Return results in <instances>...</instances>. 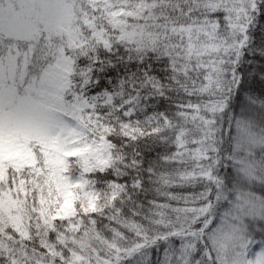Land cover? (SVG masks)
<instances>
[{"label": "trees", "instance_id": "16d2710c", "mask_svg": "<svg viewBox=\"0 0 264 264\" xmlns=\"http://www.w3.org/2000/svg\"><path fill=\"white\" fill-rule=\"evenodd\" d=\"M66 1L72 17L68 42L61 36L60 48L52 47L46 57H38V50L31 47L35 43L0 30V62L19 52L21 56L13 58L19 60L17 65L27 66L24 76L31 80L58 65L62 79L53 96L58 105L55 113L68 121L65 125L75 126L79 139L95 154L91 158L64 157L62 176L69 184L81 186L82 190H76L89 201L77 196L67 203L59 199L52 203L44 195L41 205L34 183L40 184L42 179L29 181L23 170L8 168L0 186L26 189L33 210L29 212L31 222H26L27 234L21 239V256L15 254L10 261L11 253L1 250L0 264H68L49 254L42 243L62 239L74 246V236L108 240L114 234H123L130 242L137 228H147L158 214L173 217L178 226L174 212L181 210L180 197L200 208L201 185L169 182L188 168L186 162L175 158L178 149L174 141L182 123L194 111L206 114L210 101L202 100L206 96L199 90L203 71L186 66L182 71L168 48L169 41L161 34L170 20L183 26L206 24L222 41V50L214 60L221 79L218 103L222 108L212 125L221 168H212L220 169L213 186H220L229 200L243 195L250 205L241 223V243L232 255L235 259L224 264H244L251 249L257 264H264V0H248V16L240 23L234 21L230 5L225 3L229 0L218 1L214 8L199 3L188 9L175 0L176 9L172 5L171 11L157 15L162 19L157 29L152 27L155 40L150 46L138 45L126 35L122 21L125 12L131 11L130 0ZM126 17L130 23L134 18L131 13ZM237 139L244 141L238 152ZM34 155L41 156L37 151ZM241 159L247 163V171L240 170ZM40 215L47 228L33 225ZM213 224L206 218L195 219L185 228L204 234ZM8 233V242L12 243V237L17 241L16 231L8 228ZM173 233L163 238L150 233L146 244L131 249L125 257L117 256L111 264H222L213 256L204 258L199 242L189 239L191 244L185 247L181 234Z\"/></svg>", "mask_w": 264, "mask_h": 264}, {"label": "rangeland", "instance_id": "374dc122", "mask_svg": "<svg viewBox=\"0 0 264 264\" xmlns=\"http://www.w3.org/2000/svg\"><path fill=\"white\" fill-rule=\"evenodd\" d=\"M218 1L220 4L225 0H179V3L185 4L186 9L198 7L199 3L214 8ZM128 3L133 12L124 14L122 24L126 35L136 44L146 46H150L155 40L152 27L157 29L156 24L160 25L162 19L157 15L163 16L164 11L177 8L175 0H130ZM225 3L230 5L235 22L240 23L248 16V0H229ZM66 4V0H0V30L9 37L35 43L31 47L38 50V57H46L52 47L53 50L60 48L61 36L63 42L70 40L68 24L72 17ZM130 13L134 17L131 23L129 17H126ZM170 21L165 33H161L169 41L168 48L176 55L182 71H186L185 66L203 71L199 90L206 96L202 100L210 101L206 103V114L200 116L198 110L194 111L190 117L186 116L187 122L182 123L174 141L178 149L175 158L186 162L188 168L169 182L185 184L191 181L201 185L204 194L200 196V208L191 206L186 197H180L181 210L174 212L180 222L178 226L175 225L173 217L168 219L162 214H155L150 217L151 219L156 216L155 220L147 228H137L136 233L131 235L133 240L130 242L125 240L123 234H114L108 240L98 236H85L81 239L74 236L71 237L74 246L67 245L62 239H57L55 243H42L49 254L68 264H111L118 260L117 256L125 257L131 249L146 244L150 233L163 238L171 232L181 234L180 238H183L185 247L191 244L189 239H192V243L199 242L204 258L213 256L216 261H222V264L235 259L232 255L241 243V223L247 216L250 205L243 195L236 200H229V196L220 186H213L216 173L217 176L220 175V169L212 171V168L220 167L216 159L221 153L217 152V145L214 144L212 125L216 113L222 108L218 103V99L221 100V79L215 69L214 60L222 50V41L217 39L214 29L206 24L183 26L178 20ZM20 56L19 52L13 53L0 62V181L8 168L15 172L23 170L26 180L42 179L40 184L34 183L39 190L41 205L45 201L44 195H48L52 203L58 199L67 203L70 197L77 196L83 201H89L83 198L79 189L76 190V187L82 190L81 186L69 184L62 176L61 161L64 157L95 156L89 152L88 143L79 139L75 126L65 125L68 121L55 113L58 105L53 101V96L61 85L62 73L55 63L37 79L31 80L24 76L27 66L17 65L19 60L13 58ZM244 141L237 139V152ZM34 151L41 156L38 158ZM40 159L43 161L40 162ZM239 161L240 170L247 171V163L242 159ZM27 195L29 197V192L20 187L0 186V251L11 253L10 261L15 259V254L21 256V239L27 234L26 222H31L29 212L33 210V205ZM217 210L219 212L215 214ZM39 217L40 221L33 220V225L47 228L44 216ZM205 218L214 223L212 229L206 233L186 230L185 226L191 221ZM8 228L16 231L17 241L12 237V243L8 242ZM252 251L251 249L245 254L244 264H257ZM185 260L186 256H183V261Z\"/></svg>", "mask_w": 264, "mask_h": 264}]
</instances>
